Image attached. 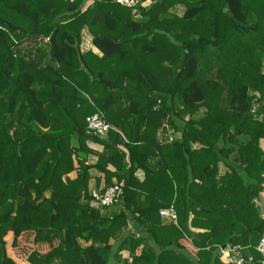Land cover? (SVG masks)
Listing matches in <instances>:
<instances>
[{"label":"trees","instance_id":"obj_1","mask_svg":"<svg viewBox=\"0 0 264 264\" xmlns=\"http://www.w3.org/2000/svg\"><path fill=\"white\" fill-rule=\"evenodd\" d=\"M136 9L0 0V264H227L226 245L264 264V0ZM84 29L101 56L82 52ZM96 113L107 139L87 133ZM92 169L123 189L112 215Z\"/></svg>","mask_w":264,"mask_h":264},{"label":"built area","instance_id":"obj_2","mask_svg":"<svg viewBox=\"0 0 264 264\" xmlns=\"http://www.w3.org/2000/svg\"><path fill=\"white\" fill-rule=\"evenodd\" d=\"M151 1L152 0H115L116 3L125 7L134 8L135 10L138 6L145 7L147 3H150ZM86 120L88 134L98 136L100 138L107 137L108 132L111 129V125L107 122L103 114H93L87 117ZM102 190L103 189L93 190L91 192L93 203L100 207L105 214H110L112 213L110 209L113 208L116 203L121 201L123 189L120 185L116 184L106 188L104 191ZM161 216L168 218L174 223L178 220L177 212L174 207L162 210ZM247 249L248 248H244L241 245H226L224 248H221L223 256L222 259L227 264H255L253 255L247 253ZM257 251L264 255V234L259 242Z\"/></svg>","mask_w":264,"mask_h":264},{"label":"crops","instance_id":"obj_3","mask_svg":"<svg viewBox=\"0 0 264 264\" xmlns=\"http://www.w3.org/2000/svg\"><path fill=\"white\" fill-rule=\"evenodd\" d=\"M152 1H153V0H152ZM152 1H151L150 3H147V5H146L145 7H142V8H146V7L150 6V4H152ZM185 11H186V5L183 4V3H178V4L175 5V6L172 8V10H171L172 13H175V14H177V15H179V16H183L184 13H185ZM135 12H136V14H135V18L138 19V20H142L143 18H142V15L140 14V12H138L137 9L135 10ZM44 40H45V39H44ZM25 44H28V43H24V44H23L24 47H25ZM22 48H23V46H22ZM23 50H25V49H23ZM81 50H82V52H87V51H90V50H91V51H93L94 53L99 54V55L101 56L100 51H99V50L93 45V37H92V35L89 33L88 29H84L83 32H82ZM172 132H173V131L170 130L169 135L172 136V134H175L174 132H173V133H172ZM176 135H178V134H176ZM103 139H107V137H106V138H103ZM262 140H264V138L261 139V141H262ZM260 146H261V142H260ZM91 147H92V149L95 150L96 152H102V151H103V147H102L101 145L93 144ZM121 148H122V147H121ZM261 148H262V147H261ZM123 150H124V148H123ZM262 150H263V149H262ZM124 151H126V149H125ZM263 151H264V150H263ZM97 161H98V156H97V155H91V156L89 157V163H90V164H96ZM136 175H137V177H138L141 181L144 180L145 174H144L143 171H141V170L138 171ZM69 176H70L72 179L76 178V176H77V171L72 172ZM91 177H92V178H91V181H90V189H91V192L93 191V189H94V190H97V189L100 190V189H103L105 186H107V184H106V182H105V175H104V173H102V172H100V171H98V170H96V169H92V170H91ZM98 180H100V183H99V184H97V183H98ZM113 182H116V180L113 179ZM115 210H116V208H114V207L110 209V211H111L112 213H114ZM112 213H110V214H108V215H112ZM163 221H164L166 224H168V223L171 222V221H170L168 218H166V217L163 218ZM133 225H134L133 222H132L131 220H129V229H130L131 231L134 230V226H133ZM190 230H191L192 232H194V233L203 232L202 229H197V228H193V227H190ZM83 243L87 244L85 241H81V244H82V245H84ZM111 243H112V244L115 243V239H114V238L111 239ZM88 244H89V243H88ZM88 244H87V245H88ZM220 256H221V259H222V257H223V256H222V253L220 254ZM222 260H223V259H222ZM110 264H124V260H117V259H114V260L111 261Z\"/></svg>","mask_w":264,"mask_h":264},{"label":"rangeland","instance_id":"obj_4","mask_svg":"<svg viewBox=\"0 0 264 264\" xmlns=\"http://www.w3.org/2000/svg\"><path fill=\"white\" fill-rule=\"evenodd\" d=\"M48 40L47 39H45V40H41V41H39V42H36V41H31V42H29L28 44H25V47H24V45H23V49H25L24 50V52H34L35 50H36V48H39V47H42V49H44V46L47 44L46 42H47ZM37 46V47H36ZM46 47V46H45ZM47 48V47H46ZM22 49V50H23ZM23 52V51H22ZM255 105H254V113H255V115H256V118L257 119H261L262 117H263V114H264V111L263 110H261V107H263V105H264V101H255V103H254ZM259 110V112L257 113V111ZM165 128H167V127H165ZM173 133V132H172ZM172 136L173 137H175V138H178V137H180L179 135H176V134H172ZM161 138H162V134H161ZM261 142V147H262V149L264 150V140H262V141H260ZM74 144H77V141L76 140H74ZM94 190V189H93ZM99 190V189H98ZM123 206L121 205V206H119V209L120 208H122ZM116 208H118V207H116ZM84 245L83 246H87V244H85V243H83Z\"/></svg>","mask_w":264,"mask_h":264},{"label":"water","instance_id":"obj_5","mask_svg":"<svg viewBox=\"0 0 264 264\" xmlns=\"http://www.w3.org/2000/svg\"><path fill=\"white\" fill-rule=\"evenodd\" d=\"M225 246H223V248H224Z\"/></svg>","mask_w":264,"mask_h":264}]
</instances>
